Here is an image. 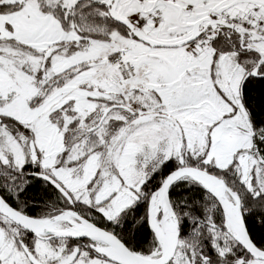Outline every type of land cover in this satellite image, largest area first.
Listing matches in <instances>:
<instances>
[{
    "label": "snow or ice",
    "instance_id": "snow-or-ice-1",
    "mask_svg": "<svg viewBox=\"0 0 264 264\" xmlns=\"http://www.w3.org/2000/svg\"><path fill=\"white\" fill-rule=\"evenodd\" d=\"M0 264H264V0H0Z\"/></svg>",
    "mask_w": 264,
    "mask_h": 264
}]
</instances>
